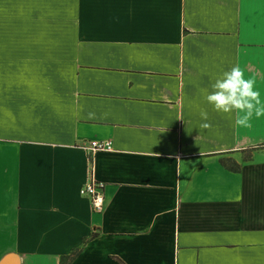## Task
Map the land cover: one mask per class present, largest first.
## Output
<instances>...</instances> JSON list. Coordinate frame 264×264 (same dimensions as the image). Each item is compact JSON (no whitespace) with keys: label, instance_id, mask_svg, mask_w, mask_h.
<instances>
[{"label":"crops","instance_id":"0c3cea01","mask_svg":"<svg viewBox=\"0 0 264 264\" xmlns=\"http://www.w3.org/2000/svg\"><path fill=\"white\" fill-rule=\"evenodd\" d=\"M237 64L264 103V0H0V261L264 264V116L205 99Z\"/></svg>","mask_w":264,"mask_h":264},{"label":"clouds","instance_id":"9594fccd","mask_svg":"<svg viewBox=\"0 0 264 264\" xmlns=\"http://www.w3.org/2000/svg\"><path fill=\"white\" fill-rule=\"evenodd\" d=\"M255 84L253 78H245L244 69L237 64L214 79L210 90H205V99L217 112L229 114L236 111V124L250 128L253 116H264V103L261 101L260 92L255 89ZM207 116L206 111L201 112L205 121ZM203 126L209 125L205 123Z\"/></svg>","mask_w":264,"mask_h":264},{"label":"built area","instance_id":"2783aa9c","mask_svg":"<svg viewBox=\"0 0 264 264\" xmlns=\"http://www.w3.org/2000/svg\"><path fill=\"white\" fill-rule=\"evenodd\" d=\"M87 155H92L98 151H107L111 149V142L109 141H90L86 147L83 148ZM79 193L90 200L91 207L94 211L100 212L104 205V183L90 179L80 189Z\"/></svg>","mask_w":264,"mask_h":264},{"label":"trees","instance_id":"16d2710c","mask_svg":"<svg viewBox=\"0 0 264 264\" xmlns=\"http://www.w3.org/2000/svg\"><path fill=\"white\" fill-rule=\"evenodd\" d=\"M227 166H228V165H227ZM228 168H229L230 170L236 171V170H237V165H236L235 163H233V164H229ZM94 236H95V234H94V233H91L87 238H85V239L83 240V244H84L87 240L93 238ZM80 250H81V247H78V248H74V249H72V250L69 252V254H67L66 256H62V257L60 258L59 264H69V262L72 260V258L75 257V256L79 253ZM117 261H118L119 263L123 264L119 259H117Z\"/></svg>","mask_w":264,"mask_h":264},{"label":"water","instance_id":"95a60500","mask_svg":"<svg viewBox=\"0 0 264 264\" xmlns=\"http://www.w3.org/2000/svg\"><path fill=\"white\" fill-rule=\"evenodd\" d=\"M8 257H10V256H5V257L0 261V264H3L4 261H5V259H7ZM15 264H17V262H16Z\"/></svg>","mask_w":264,"mask_h":264}]
</instances>
